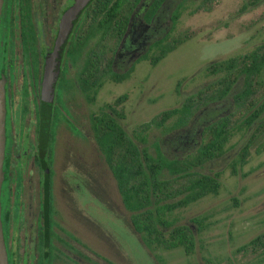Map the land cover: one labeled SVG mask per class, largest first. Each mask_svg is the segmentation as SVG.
I'll return each mask as SVG.
<instances>
[{
    "label": "flooded vegetation",
    "instance_id": "1",
    "mask_svg": "<svg viewBox=\"0 0 264 264\" xmlns=\"http://www.w3.org/2000/svg\"><path fill=\"white\" fill-rule=\"evenodd\" d=\"M75 1L2 0L0 80L5 141L0 218L8 264H112L103 249L93 247L85 229L89 210L86 175L92 151L102 161L97 162L108 167L95 137L93 118L103 121L105 116L100 113L107 111L123 124L106 108V102L90 110L104 85L105 54L98 52L95 60L96 53L91 52L100 37L90 32L93 0L82 6L67 31L61 30L63 16ZM152 2L140 0L134 5L128 21L131 28L120 41L114 69H128L140 46L144 45V52L147 40L143 34L153 16L145 19L143 13ZM91 56L98 66L90 65ZM116 188L120 198L117 183ZM245 246L252 253L264 248Z\"/></svg>",
    "mask_w": 264,
    "mask_h": 264
},
{
    "label": "rangeland",
    "instance_id": "2",
    "mask_svg": "<svg viewBox=\"0 0 264 264\" xmlns=\"http://www.w3.org/2000/svg\"><path fill=\"white\" fill-rule=\"evenodd\" d=\"M175 1L169 0L172 4L164 9V18L168 17ZM200 2L177 1L179 13L171 34L189 31L190 38L155 64L148 57L136 59L133 70L122 80L115 81L106 75L90 110H97L103 102H110L124 93L126 98L118 106L125 113L121 122L128 135L137 141L133 136L134 127L164 109L179 106L186 96L215 77V74L205 72L206 64L244 53L264 41V0H215L210 9L201 8ZM138 32H132V38ZM143 47L134 51L136 58L143 52ZM173 120L174 117L170 118L165 126ZM162 128L153 125L147 131L145 143L152 153L156 152L159 142L168 157H181L195 148L187 143L186 148L168 146V134L164 135ZM185 129L187 127L178 132L173 130L171 134L186 135ZM249 135L248 129H235L223 156L203 166L210 173H218L220 186L216 193H208L176 207L169 214L177 223L185 224H189L194 215L204 216V225L196 231L189 252L182 246L145 245L131 224L130 211L119 198L109 168L105 163L101 164L100 159L101 163H98V157L92 151L88 177L86 175L89 210L85 229L93 247L103 249L112 264H264V254L238 250L264 231V141L259 150H256V144L252 146L243 165H236V170H232V162ZM77 217L83 223L82 218Z\"/></svg>",
    "mask_w": 264,
    "mask_h": 264
},
{
    "label": "trees",
    "instance_id": "3",
    "mask_svg": "<svg viewBox=\"0 0 264 264\" xmlns=\"http://www.w3.org/2000/svg\"><path fill=\"white\" fill-rule=\"evenodd\" d=\"M139 1L93 0L90 4L91 36H100L91 52L96 53L95 60L99 59L98 52L105 54L106 75L115 81L127 77L134 67L133 63L128 69L119 71L113 68V62L117 59L121 39L131 28L128 21ZM177 1L171 6L167 18H164V9L172 4L169 0H153L143 13L145 19L153 16V22L148 31H144L145 50L136 59L148 57L155 64L190 38L189 31L171 34L179 13ZM214 1L201 0L200 7L210 9ZM95 60L91 56V66H98ZM204 70L215 77L186 96L179 106L164 109L134 127L136 143L107 111L100 113L105 120L98 117L92 120L96 140L116 179L122 202L130 211L131 224L148 247L182 246L185 251H191L195 233L204 225V216L194 215L190 223L185 224L177 223L169 214L176 207L218 191V173H210L203 166L223 156L225 145L235 129H248L250 135L232 162L233 171L236 165H243L252 146L256 144V150H259L264 141V41L244 53L212 60ZM125 98L123 93L106 102L105 106L122 119L125 113L117 104ZM172 117L173 122L165 126ZM153 125L163 127V134H168V146L186 148L190 144L195 148L181 157H168L158 141L156 152L152 153L145 142L147 131ZM183 127H187L184 130L186 135L176 134ZM173 130L177 132L171 134ZM246 244L264 246V231L239 246L238 250L246 251ZM257 252H264V248Z\"/></svg>",
    "mask_w": 264,
    "mask_h": 264
},
{
    "label": "water",
    "instance_id": "4",
    "mask_svg": "<svg viewBox=\"0 0 264 264\" xmlns=\"http://www.w3.org/2000/svg\"><path fill=\"white\" fill-rule=\"evenodd\" d=\"M88 0H76L72 7H70L63 16V23L61 30H68L70 27L72 21L75 19L76 15L81 10L82 6L87 2ZM2 0H0V8H1ZM66 31L63 33V37H61L62 40L59 42L62 43L66 36ZM4 113H5V107H4V88L3 83L0 80V188H1V181H2V159H3V149H4V141H5V131H4ZM0 264H8L7 261V253H6V247L4 243V237H3V231H2V225H1V218H0Z\"/></svg>",
    "mask_w": 264,
    "mask_h": 264
}]
</instances>
